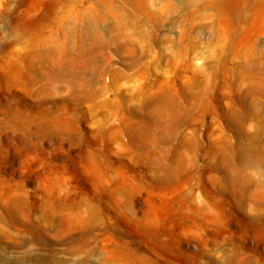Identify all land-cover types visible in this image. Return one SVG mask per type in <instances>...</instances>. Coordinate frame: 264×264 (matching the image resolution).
Wrapping results in <instances>:
<instances>
[{
	"label": "rangeland",
	"instance_id": "rangeland-1",
	"mask_svg": "<svg viewBox=\"0 0 264 264\" xmlns=\"http://www.w3.org/2000/svg\"><path fill=\"white\" fill-rule=\"evenodd\" d=\"M0 264H264V0H0Z\"/></svg>",
	"mask_w": 264,
	"mask_h": 264
},
{
	"label": "bare ground",
	"instance_id": "bare-ground-1",
	"mask_svg": "<svg viewBox=\"0 0 264 264\" xmlns=\"http://www.w3.org/2000/svg\"><path fill=\"white\" fill-rule=\"evenodd\" d=\"M161 219H162V217H157V218H154L151 220H149L147 218L142 223L144 230H146L148 233H150L155 238V240H157V242L159 241L158 237H157L158 232H159L157 224L161 221ZM160 245L162 246V248L165 251H168V252L171 251V248L169 246L163 245L161 243H160Z\"/></svg>",
	"mask_w": 264,
	"mask_h": 264
}]
</instances>
